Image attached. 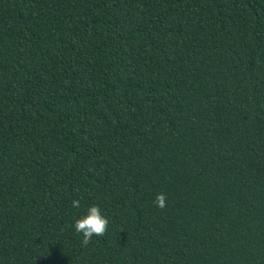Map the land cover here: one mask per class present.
Segmentation results:
<instances>
[{"label": "trees", "instance_id": "trees-1", "mask_svg": "<svg viewBox=\"0 0 264 264\" xmlns=\"http://www.w3.org/2000/svg\"><path fill=\"white\" fill-rule=\"evenodd\" d=\"M0 264H264V0H0Z\"/></svg>", "mask_w": 264, "mask_h": 264}, {"label": "clouds", "instance_id": "clouds-1", "mask_svg": "<svg viewBox=\"0 0 264 264\" xmlns=\"http://www.w3.org/2000/svg\"><path fill=\"white\" fill-rule=\"evenodd\" d=\"M167 201L165 193H157L154 203L160 208L164 209ZM72 206L74 208L80 207L79 199L72 200ZM109 220L106 216L102 215L101 209L98 205H91L86 209V214L80 215L73 224L76 233L81 234V244L87 247L91 242L93 236L102 237L108 229Z\"/></svg>", "mask_w": 264, "mask_h": 264}]
</instances>
